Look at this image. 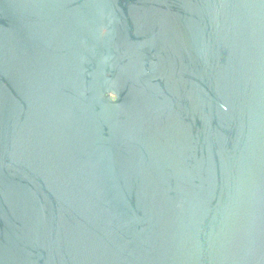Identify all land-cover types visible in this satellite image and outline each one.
<instances>
[{"label": "water", "instance_id": "obj_1", "mask_svg": "<svg viewBox=\"0 0 264 264\" xmlns=\"http://www.w3.org/2000/svg\"><path fill=\"white\" fill-rule=\"evenodd\" d=\"M0 264H264V0H0Z\"/></svg>", "mask_w": 264, "mask_h": 264}]
</instances>
